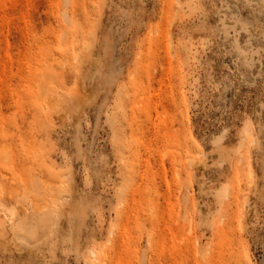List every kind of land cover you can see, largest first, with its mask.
Wrapping results in <instances>:
<instances>
[{"label": "rangeland", "instance_id": "1", "mask_svg": "<svg viewBox=\"0 0 264 264\" xmlns=\"http://www.w3.org/2000/svg\"><path fill=\"white\" fill-rule=\"evenodd\" d=\"M0 264H264V0H0Z\"/></svg>", "mask_w": 264, "mask_h": 264}]
</instances>
